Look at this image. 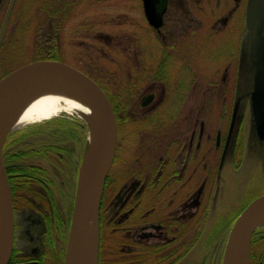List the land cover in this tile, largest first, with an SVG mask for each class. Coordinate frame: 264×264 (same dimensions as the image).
I'll return each mask as SVG.
<instances>
[{"label":"flooded vegetation","instance_id":"af4514ba","mask_svg":"<svg viewBox=\"0 0 264 264\" xmlns=\"http://www.w3.org/2000/svg\"><path fill=\"white\" fill-rule=\"evenodd\" d=\"M12 1L0 0V20L7 4L0 21V54L8 44L4 53L9 57H0V81L14 71ZM71 3L80 4L48 0L44 10L53 20H65ZM170 4V0L159 3L162 26L155 29L146 19L142 0L145 22L156 33L159 49L156 53L145 47L126 50L124 81L116 94L90 74L96 67L97 54L107 59L109 50H113L95 49L96 43L108 38L95 32L75 33V40L78 34H85L83 40L91 44L86 51L90 55L75 58L91 72L60 59L51 37L45 48L55 53L60 62L93 79L110 99L116 115V151L100 208V264H209L195 262L198 242L213 246L210 256L217 258L212 264H224L228 231L254 200L243 201L248 189L238 187L233 189L232 201L224 203L223 198L231 196L228 183H236L244 169L243 152L247 148L242 136L243 113H234L233 107L242 104L238 96L240 63L242 50L250 40L243 42L244 36L238 35V18L233 16L242 13L243 7L246 10L248 0H233V6L220 19L221 29L231 23L233 54L226 59L218 52L217 63L223 65L209 70L193 65V49L182 48V40H188L193 33L183 38L173 30L163 33L165 26L169 28L166 16ZM59 30L55 26L54 33ZM208 39L214 42L212 36ZM106 44L112 45V41ZM234 63L236 70L230 76ZM221 67L225 74L218 76ZM98 74L104 76L99 70ZM224 85L226 90L228 86L235 87L233 102L227 96L230 92L225 91L226 96H221L225 111L212 113V102L220 99L211 97V90ZM228 100L233 105L231 112ZM251 124L264 164V141L260 140L264 136L258 132L254 113ZM85 129L80 121L61 114L58 119L15 132L11 141L7 138L4 154L11 168L7 173L15 226L10 264H65L78 178L89 145ZM259 242L261 255L254 259L252 252L251 264H264V238Z\"/></svg>","mask_w":264,"mask_h":264},{"label":"rangeland","instance_id":"374dc122","mask_svg":"<svg viewBox=\"0 0 264 264\" xmlns=\"http://www.w3.org/2000/svg\"><path fill=\"white\" fill-rule=\"evenodd\" d=\"M46 1L48 0H17L16 3H14V70L35 61L40 55L44 56L42 51L48 53L45 48L47 47L49 37L52 38L51 45L58 48L56 52H59L60 59L74 65H79L78 67H81V69L89 70L91 69L90 67H83V65L77 63L75 58L76 56L84 58L90 55L86 51L90 49L89 47L91 44L83 40L87 35L78 34L76 40L74 39V35L77 32H95L94 34L96 35H102V38H108L104 43H96L95 45H97V47L95 49L99 48L105 51V49H108L107 47H112L113 50H109L110 54L107 59L102 58V53L97 54L98 58H95V64L98 69L95 67L92 72L89 70L91 72L90 74L99 81H102L109 92L116 94V92H119L120 88H122V82L124 81L123 70L126 50H140L145 47L156 53L159 49V39L156 33L149 30V25L145 22L142 0H49L53 3L80 2L79 5L71 3L65 20L62 17H56L54 20L52 17H49L46 10H44ZM170 2V8L166 16L169 28L166 26L165 28L163 27V33L168 30H173L174 33L181 35V38L188 33H193V36L188 40H182V48L184 50L191 48L194 51L193 65H196V67L202 70H209L214 66H216V68L222 66L223 64L219 63V65L217 63V55L223 53L221 57L228 59L229 56H231L229 54L232 53L230 49H232L235 42H233L234 32L231 23L227 28L221 29L223 24L220 22V19L224 17L233 6V0H170ZM6 9L7 4L0 21L3 20ZM242 11V13L234 15L233 19L238 18L237 33H239V36L240 33L244 36L243 42H245V39L249 40V33L246 28L247 8L245 10V7H243ZM128 21H130V23ZM49 25L52 26L49 27ZM55 26L60 27L58 34L54 33ZM213 34H215V36ZM210 36H212L214 42H208V37ZM109 39L112 41V45L106 44ZM5 43H7V41ZM81 43H83V45H81ZM5 48H8V44L4 49ZM3 50L0 57L2 55L8 57L6 55L7 53H4L6 50ZM234 64L231 68L230 76L236 70V63ZM98 70L101 72L100 75H104L103 77H105V79L99 77ZM217 74L218 76L225 74L224 68H218ZM254 77L249 44H246L242 50L239 73L240 82L238 92L240 91V95L238 94V96L242 97V104H237L233 108L234 113H243V118L245 120L243 121L242 136L243 140H246L245 144L247 148L243 152L244 169L237 176L236 183L235 181L228 183L231 188L229 192L231 196L223 197L224 203L233 200V189H235V187L239 189L242 188V191L248 189V191L244 193V196H242L243 201H251L264 194V164L261 163L262 150L260 145L254 141V127L251 124L253 104L250 98L254 91V89H252ZM220 88L211 90V97L219 96L220 99H217L218 102H212V113H222L225 111L224 105L221 104V96H226L224 94L225 91L230 92L227 95L232 97L230 102H233L235 96V87L230 88V86H228V90H226V85H224L223 87L220 86ZM227 103L229 105V100ZM228 105V111L231 112L233 110V105ZM71 118L85 125L86 129L84 132L86 134L85 136L88 138L90 128L85 123L88 119H82L77 116H72ZM28 127L22 131H26ZM14 136H16L15 132H11L8 141H11ZM260 140L264 141V138ZM227 157H229L228 160H230L231 157L229 155ZM261 228H264V225ZM212 250L213 246H207V244L200 242L196 243L193 255L195 262L199 263L206 261L212 264L217 258V256H210ZM252 252L254 259L261 255L262 243L259 242L254 245Z\"/></svg>","mask_w":264,"mask_h":264},{"label":"water","instance_id":"95a60500","mask_svg":"<svg viewBox=\"0 0 264 264\" xmlns=\"http://www.w3.org/2000/svg\"><path fill=\"white\" fill-rule=\"evenodd\" d=\"M161 1L143 0L146 19L155 29L162 26L157 11ZM246 28L255 75L251 94L253 113L258 132L264 136V0H248ZM47 81L78 91L92 113L89 145L78 178L65 264H99L100 208L116 151V115L107 95L94 80L72 66L52 60L29 63L0 81V264H10L15 240L13 194L3 150L21 99L32 87ZM263 225L264 194L252 201L234 222L227 238L224 264L229 258V264H251L253 235Z\"/></svg>","mask_w":264,"mask_h":264},{"label":"bare ground","instance_id":"6f19581e","mask_svg":"<svg viewBox=\"0 0 264 264\" xmlns=\"http://www.w3.org/2000/svg\"><path fill=\"white\" fill-rule=\"evenodd\" d=\"M61 114L88 119L86 122L92 127V113L84 97L70 86L47 81L32 87L21 99L10 131H22L30 125L58 119ZM229 261L230 258L225 264Z\"/></svg>","mask_w":264,"mask_h":264},{"label":"trees","instance_id":"16d2710c","mask_svg":"<svg viewBox=\"0 0 264 264\" xmlns=\"http://www.w3.org/2000/svg\"><path fill=\"white\" fill-rule=\"evenodd\" d=\"M41 52V51H40ZM39 52V53H40ZM44 56H39L37 57V59L35 61H39V60H55V61H60L59 60V57L53 53V52H50V53H45V51H42ZM4 160H5V154H4ZM6 160H5V165H6ZM6 169H7V172L10 173L11 171V168L8 167L6 165ZM247 204V203H246ZM246 204L244 205V207L246 206ZM243 207V208H244ZM236 217L232 218L231 221H233ZM262 238H264V228H261L260 230H258L255 234H254V238H253V245H255L259 240H261ZM264 258V257H263ZM264 262V260H263Z\"/></svg>","mask_w":264,"mask_h":264}]
</instances>
